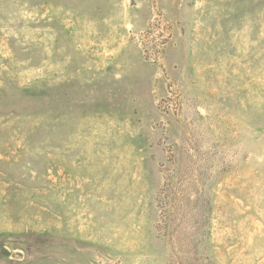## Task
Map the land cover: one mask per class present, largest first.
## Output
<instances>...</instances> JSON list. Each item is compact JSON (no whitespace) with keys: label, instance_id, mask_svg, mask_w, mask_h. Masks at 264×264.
Listing matches in <instances>:
<instances>
[{"label":"rangeland","instance_id":"rangeland-1","mask_svg":"<svg viewBox=\"0 0 264 264\" xmlns=\"http://www.w3.org/2000/svg\"><path fill=\"white\" fill-rule=\"evenodd\" d=\"M0 264H264V0H0Z\"/></svg>","mask_w":264,"mask_h":264}]
</instances>
